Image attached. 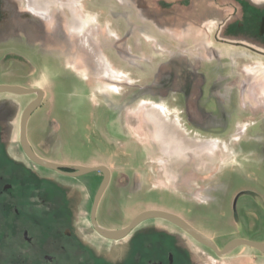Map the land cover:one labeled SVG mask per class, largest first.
<instances>
[{"label": "rangeland", "instance_id": "rangeland-1", "mask_svg": "<svg viewBox=\"0 0 264 264\" xmlns=\"http://www.w3.org/2000/svg\"><path fill=\"white\" fill-rule=\"evenodd\" d=\"M249 1L0 0V69L45 92L28 139L123 180L108 224L158 207L222 242H264V58L215 39Z\"/></svg>", "mask_w": 264, "mask_h": 264}, {"label": "flooded vegetation", "instance_id": "flooded-vegetation-1", "mask_svg": "<svg viewBox=\"0 0 264 264\" xmlns=\"http://www.w3.org/2000/svg\"><path fill=\"white\" fill-rule=\"evenodd\" d=\"M249 5L235 31L232 16L220 29L223 38L216 35L215 39L242 48L244 54L264 58V0L249 1ZM6 36L5 39L13 37L9 33ZM0 40H4L2 36ZM0 73L6 75L0 85H19L10 82L13 68L2 67ZM16 96L27 95L0 93V264H264V253L258 249L246 246L240 251L239 246L220 256L214 248L163 218L145 220L121 239L103 236L95 228V221L103 229L118 230L127 227L140 213L123 224L107 223L111 204L120 207L125 203L117 198L125 195L123 180L114 178L106 165H87L106 166L111 174L93 216L95 196L104 173L96 171L91 173L97 174L94 177H86L90 173L72 177L32 162L20 141L21 118L26 107L22 108ZM15 142L23 157L17 156ZM63 171L73 172L67 168ZM245 193L248 192L242 190L233 199L235 214L238 200ZM149 209L171 212L158 207L143 211ZM246 213H251L248 208ZM186 221L208 236L219 251L235 239L222 242Z\"/></svg>", "mask_w": 264, "mask_h": 264}, {"label": "water", "instance_id": "water-1", "mask_svg": "<svg viewBox=\"0 0 264 264\" xmlns=\"http://www.w3.org/2000/svg\"><path fill=\"white\" fill-rule=\"evenodd\" d=\"M0 93H12L15 95H36V98L32 100L23 111L22 118H21V133H20V141H21L22 148L25 154L29 157V159L32 162H34L37 165H41L46 168L56 170L58 172H61L63 174H66L72 177L83 176V175L96 172V171H102L104 173V179L98 189V192L94 200L93 216H95V211L98 206V203L102 197L104 190L106 189L110 181L111 174H110L109 168L106 166H85V165L61 164V163L53 162V161L40 157L33 150L30 144V141L27 135V125H28V121L30 117L32 116V114L41 105L44 99V96H45V92L39 88H28V87H24L21 85H0ZM64 168L72 169L73 172L63 171ZM153 218H163V219L171 221L172 223H174L175 225L179 226L180 228L188 232L190 235H192L200 243H203L207 246L214 248L220 256H224L228 254L229 252H231L236 247H239L242 245L258 249L262 253H264V242L248 240L244 238H236V239L231 240L224 247L222 251H219L215 243L208 236L198 231L196 228L190 225L182 217H180L179 215L175 213L168 212L165 210H160V209L145 210L139 213L137 216H135L132 222L127 227H124L118 230L103 229L100 226H98L96 221L94 222V224H95V228L97 229V231L101 233L103 236L110 238V239H121L125 237L134 227H136L141 222L148 220V219H153Z\"/></svg>", "mask_w": 264, "mask_h": 264}, {"label": "bare ground", "instance_id": "bare-ground-1", "mask_svg": "<svg viewBox=\"0 0 264 264\" xmlns=\"http://www.w3.org/2000/svg\"><path fill=\"white\" fill-rule=\"evenodd\" d=\"M151 112H152L151 115H155V114H157L158 111H157V109H152ZM182 135H181V137H182ZM177 138H180L179 133L177 134ZM186 144H187V147H188V146H190L191 143L189 141H187ZM196 145H198V144L195 143L193 146H196Z\"/></svg>", "mask_w": 264, "mask_h": 264}]
</instances>
